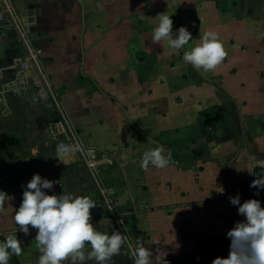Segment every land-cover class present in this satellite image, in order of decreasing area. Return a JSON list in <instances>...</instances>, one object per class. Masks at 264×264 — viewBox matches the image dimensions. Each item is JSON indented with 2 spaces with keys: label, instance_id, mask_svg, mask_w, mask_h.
<instances>
[{
  "label": "crops",
  "instance_id": "0c3cea01",
  "mask_svg": "<svg viewBox=\"0 0 264 264\" xmlns=\"http://www.w3.org/2000/svg\"><path fill=\"white\" fill-rule=\"evenodd\" d=\"M0 14V190L14 197L0 241L16 235L23 250L9 264L41 255L37 230L25 236L12 219L35 174L60 181L49 195L102 203L93 226L131 246L115 264H133L137 241L168 264L227 257L226 234L244 219L230 197L253 199L264 161V0H0ZM160 14L191 32L188 45L152 42ZM208 31L226 56L204 72L182 57ZM60 143L80 146L66 164ZM157 145L172 163L141 169Z\"/></svg>",
  "mask_w": 264,
  "mask_h": 264
},
{
  "label": "clouds",
  "instance_id": "9594fccd",
  "mask_svg": "<svg viewBox=\"0 0 264 264\" xmlns=\"http://www.w3.org/2000/svg\"><path fill=\"white\" fill-rule=\"evenodd\" d=\"M192 34L181 26L173 31L170 15H158V24L152 31V42L173 50H180L192 40ZM226 56L218 35L208 31L201 42L185 51L183 61L196 70L213 71ZM152 142V141H150ZM78 144L60 143L56 149L57 159L66 164L79 151ZM172 163V155L162 145L143 153L141 169H164ZM60 181H53L35 174L24 187L22 202L12 219L19 226L18 231L30 235V228L36 229V246L41 255L38 264H115V257L126 247V237L120 231L109 235L99 231L91 222V209L97 203L86 196L71 193L49 195L45 190L54 189ZM264 190V175L257 177L250 185ZM223 193L224 189L218 187ZM14 197L0 190V210ZM230 203L237 207L238 215L244 217L227 232L230 239L227 257H216L211 264H264V207L261 201L249 199L241 203L240 196L230 197ZM11 207V206H10ZM179 247V246H177ZM22 241L16 235H8L0 241V264H9L13 255L22 254ZM133 264H168L166 251L153 252L137 241L130 252Z\"/></svg>",
  "mask_w": 264,
  "mask_h": 264
},
{
  "label": "built area",
  "instance_id": "2783aa9c",
  "mask_svg": "<svg viewBox=\"0 0 264 264\" xmlns=\"http://www.w3.org/2000/svg\"><path fill=\"white\" fill-rule=\"evenodd\" d=\"M1 17L3 18V14H0V18ZM21 34L24 37L23 32ZM29 49H30L29 61L33 62L35 65L40 67L41 50L31 49L30 47ZM86 152L89 155H94V151L92 149H86ZM261 175H264V161H257L254 164L253 176L249 182L250 196L253 199H257L261 201V203L264 205V190H258L256 188L250 187V185L252 184V181L255 180L257 177H260Z\"/></svg>",
  "mask_w": 264,
  "mask_h": 264
},
{
  "label": "water",
  "instance_id": "95a60500",
  "mask_svg": "<svg viewBox=\"0 0 264 264\" xmlns=\"http://www.w3.org/2000/svg\"><path fill=\"white\" fill-rule=\"evenodd\" d=\"M94 211L96 214L103 211V205L102 203H97L96 207L94 208Z\"/></svg>",
  "mask_w": 264,
  "mask_h": 264
},
{
  "label": "trees",
  "instance_id": "16d2710c",
  "mask_svg": "<svg viewBox=\"0 0 264 264\" xmlns=\"http://www.w3.org/2000/svg\"><path fill=\"white\" fill-rule=\"evenodd\" d=\"M41 57V56H40Z\"/></svg>",
  "mask_w": 264,
  "mask_h": 264
}]
</instances>
